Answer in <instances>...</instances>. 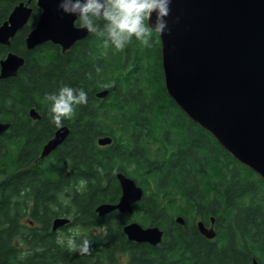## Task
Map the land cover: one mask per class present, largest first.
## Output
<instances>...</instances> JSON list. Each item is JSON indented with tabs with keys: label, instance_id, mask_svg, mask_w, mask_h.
Segmentation results:
<instances>
[{
	"label": "trees",
	"instance_id": "16d2710c",
	"mask_svg": "<svg viewBox=\"0 0 264 264\" xmlns=\"http://www.w3.org/2000/svg\"><path fill=\"white\" fill-rule=\"evenodd\" d=\"M26 1L0 0V25ZM29 6L27 24L0 45V60L8 52L24 59L15 77L0 79V122L10 124L0 137V264H264V181L168 96L158 35L151 46L133 40L123 52L91 33L65 52L51 43L27 50L41 12ZM65 85L84 89L88 102L62 121L69 134L61 148L41 159L59 128L46 97ZM31 108L39 119L29 117ZM101 137L111 144L98 146ZM118 172L143 196L131 215L98 217V205L120 197ZM57 217L70 222L53 232ZM211 217L215 243L195 227ZM132 221L160 228V244L129 241L122 229ZM69 238H87L90 252L70 251Z\"/></svg>",
	"mask_w": 264,
	"mask_h": 264
},
{
	"label": "water",
	"instance_id": "95a60500",
	"mask_svg": "<svg viewBox=\"0 0 264 264\" xmlns=\"http://www.w3.org/2000/svg\"><path fill=\"white\" fill-rule=\"evenodd\" d=\"M35 2L40 15L27 34V50L51 43L65 52L88 36L73 17L57 10V0H27L18 3L0 25V45L10 40L28 22ZM170 33L159 36L164 87L182 112L241 165L264 181V0H173L168 17ZM24 59L8 52L0 60V79L15 77ZM105 91L97 94L104 97ZM39 119L34 108L28 112ZM10 124L0 122V137ZM69 129L59 127L42 147L40 158L55 151L67 138ZM110 137L97 139L98 146L111 143ZM121 191L115 204L95 208L98 217L113 211L131 214L143 191L127 175L118 172ZM175 222L183 223L181 217ZM214 218H211L213 224ZM69 224V219L52 221L55 232ZM199 232L213 239L215 232L197 223ZM135 243L155 246L163 231L156 226L143 227L132 221L122 229ZM251 264H259L256 259Z\"/></svg>",
	"mask_w": 264,
	"mask_h": 264
},
{
	"label": "clouds",
	"instance_id": "9594fccd",
	"mask_svg": "<svg viewBox=\"0 0 264 264\" xmlns=\"http://www.w3.org/2000/svg\"><path fill=\"white\" fill-rule=\"evenodd\" d=\"M172 3L173 0H57L56 6L63 16L75 18L105 48L123 52L133 40L151 46L153 34L168 35ZM46 99L51 102L52 121L61 127L63 120L71 119L77 105L87 104L88 93L65 85ZM90 245L87 238L80 244L73 238L67 241L69 250L80 254H88Z\"/></svg>",
	"mask_w": 264,
	"mask_h": 264
},
{
	"label": "flooded vegetation",
	"instance_id": "af4514ba",
	"mask_svg": "<svg viewBox=\"0 0 264 264\" xmlns=\"http://www.w3.org/2000/svg\"><path fill=\"white\" fill-rule=\"evenodd\" d=\"M100 98H102V97H100ZM64 143V142H63ZM62 143V144H63ZM61 144V145H62ZM111 144V143H110ZM109 144V145H110ZM61 145L55 150V151H53L52 153H54L55 154V152L57 151V150H59L60 148H61ZM109 145H106V146H109ZM106 146H102V147H106ZM101 147V146H100ZM40 153H41V151H40ZM51 153V154H52ZM48 157V156H47ZM117 174V173H116ZM103 204V203H102ZM108 204V203H107ZM133 208V207H132ZM132 212H133V210H132ZM132 214V213H131ZM131 214H128V215H131ZM212 218V217H211ZM211 218H210V220H209V222L208 223H203L202 221H200V220H196L195 221V227H196V229H197V231H198V233H199V235L201 236V237H203V238H205V240H207L208 242H210V243H215V239H216V236H217V225H216V222H215V219H214V222H213V224L211 223ZM198 222H201L203 225H204V227H206V228H211L212 227V229L214 230V232H215V237L213 238V239H207L205 236H203L200 232H199V230H198V228H197V223ZM128 223H130V222H128ZM127 223V224H128ZM178 224V223H177ZM178 225H180L181 227H183V228H186L187 227V223L183 220V223L182 224H178ZM160 244V243H159ZM159 244H157V245H159ZM156 246V245H155Z\"/></svg>",
	"mask_w": 264,
	"mask_h": 264
},
{
	"label": "rangeland",
	"instance_id": "374dc122",
	"mask_svg": "<svg viewBox=\"0 0 264 264\" xmlns=\"http://www.w3.org/2000/svg\"><path fill=\"white\" fill-rule=\"evenodd\" d=\"M68 231H71L70 229H68ZM59 233H64L63 235H60L61 238H63L64 236H67V234L65 232H59ZM74 232H69V234H73Z\"/></svg>",
	"mask_w": 264,
	"mask_h": 264
}]
</instances>
